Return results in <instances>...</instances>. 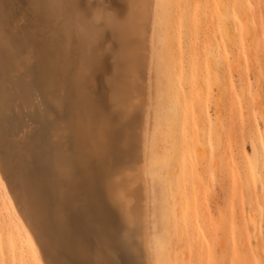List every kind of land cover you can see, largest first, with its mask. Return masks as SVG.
<instances>
[{
  "label": "rangeland",
  "instance_id": "obj_1",
  "mask_svg": "<svg viewBox=\"0 0 264 264\" xmlns=\"http://www.w3.org/2000/svg\"><path fill=\"white\" fill-rule=\"evenodd\" d=\"M199 1H202L199 12L203 25L191 37L185 35L182 25L177 29L171 28L180 68L177 74H170L166 96L171 101L169 104L176 107L175 111L158 113L154 72L151 74L153 87L150 98L153 104L148 108L147 129L150 139L157 140L159 154L163 155L161 165L164 172L163 176L147 174L145 177L148 233L151 246L153 243L152 247L157 248L151 257L161 251L160 254L165 253L164 264H264V0H255L256 3L247 0L251 9L250 25L236 12V32L242 49L241 75L228 65L229 81L224 92L229 103L223 120L219 118L215 100L217 87L207 75L206 64L207 56L216 62L220 60L218 11L212 0ZM52 2L59 9L57 16L43 21L40 0H0V25L3 24L0 35L5 36L8 43L6 48L0 45V88L8 101L7 108L0 109V171L6 178L9 191H14L12 195L18 198L16 204L26 220L28 216L18 197L19 188L14 176L15 171L19 172L21 162L10 148L11 142L25 139L32 148L30 155L26 156L29 168L37 176L50 178L56 171L55 158L69 156L68 146L56 143L53 135L70 124L65 104L77 96L92 114L96 115L97 109L101 108V99L89 84L90 79L73 75L74 39L68 42L71 53L61 63L63 75L59 90L50 92V99L43 97L37 66L40 44L44 42L52 46L54 41L62 40L64 20L74 23L72 12L67 18L65 16L71 0ZM250 35L255 37L253 52ZM222 37L224 44L228 45V38L224 34ZM52 47L57 49L54 45ZM256 57L260 61H254ZM199 80L203 86L199 85ZM259 85L261 89L258 90ZM243 88L246 90L244 95L241 92ZM135 108L131 110L132 114L130 112L132 121L128 124L132 136H136L140 125L139 109ZM1 120L5 121L4 124ZM102 133H106L105 128ZM19 146H23L22 143ZM105 146L106 157L113 166L117 163L116 158L112 157L106 142ZM137 149L135 143L130 144L131 153ZM62 185L63 189L66 188L67 182ZM0 210V264H42L36 253L27 249L20 231H16V235L21 242L10 234V227H14L16 221L1 184ZM72 210L66 206L67 212ZM120 213L118 237L125 240L128 250H137L139 261L142 259L139 264H145L141 253L144 244L140 243L143 242L140 225L135 222L126 225L128 221ZM76 220L70 218L67 224L62 225L53 214H47L43 223L45 235L35 233L43 259L48 264H82L74 253L75 246H72L73 238L78 235L92 249V264H113L114 261V264H120L116 257H106L103 253L109 248L102 247L101 243L105 244L97 228L82 217ZM129 226L131 229H127ZM69 242H73L71 247ZM166 243L168 250H163ZM98 247L104 248L100 256ZM26 249L28 252L24 251ZM155 259L151 258L152 264H158Z\"/></svg>",
  "mask_w": 264,
  "mask_h": 264
},
{
  "label": "bare ground",
  "instance_id": "obj_2",
  "mask_svg": "<svg viewBox=\"0 0 264 264\" xmlns=\"http://www.w3.org/2000/svg\"><path fill=\"white\" fill-rule=\"evenodd\" d=\"M212 1L218 11L221 51L220 60L217 62L207 56V75L217 87L215 100L219 107V118L223 120L224 111L229 103L224 92L229 81L226 72L228 65L231 66L232 71L241 75L242 49L236 32V12H239L250 25L251 9L247 6V0ZM253 2L256 3L255 0ZM40 3L43 21L49 20L52 16H57L59 9L54 7L52 0H40ZM201 4L202 1L198 2V0H71L69 6L66 7L67 14L65 16L67 18L72 12L74 23H69L67 19L64 20V38L60 41H54L53 44L57 49L44 42L40 44V61L37 66L38 80L43 97L50 99V92L59 90L63 75L61 63L71 53L68 42L74 39L73 75L88 77L91 81L89 84H92V88L98 92L101 99L99 100L101 101V108L97 109L96 115L81 104L77 96L65 104V114L68 115L70 124L64 130L54 132L53 135L56 143L61 146H68L69 156L55 158L56 171L50 178L46 179L45 175L37 176L29 168V161L26 156L30 155L32 148L25 143V139L11 142L10 148L21 162L19 172L15 171L14 176L19 188L18 197L26 210L28 220L23 217L24 213L22 214L18 209L16 204L18 198H14L15 194L12 195L14 191L12 193L9 191L6 178L4 179L5 176L3 177L0 171V184L5 190L16 221L14 227H10V234L21 242V238L16 235V231H20L27 249L35 252L42 264H48V261H45L41 255L35 233L45 235L43 223L47 214H53L56 221L62 225L67 224L70 218L76 220L78 217H82L87 223L93 224L97 228L105 244L103 245L102 242V247L106 246L107 249H110L103 252L101 249L104 248L98 247V254L103 252L106 257L107 255L116 257L120 264H139L142 259L139 261L137 250H128L129 247L127 248L125 245V240L123 241L118 237L120 232H118L117 225L120 218L119 211L122 212L120 214L126 219V222L128 221L126 225L133 222L140 225L143 232V242L140 243L144 244V250L141 252L144 263L152 264L151 258L156 257L155 260L158 264H164L165 253L160 254V251V253H154L156 256L151 257L157 248L156 246L152 247L153 243L151 246L147 226L146 203L148 194L145 195L147 190L145 177L147 174L159 176L164 174L161 165L163 155L159 154L157 140L150 139L147 129L150 112L148 108L153 104L150 98L153 87L151 74L154 72L155 107L158 113L175 111L176 107L169 104L171 101L166 96L170 87L168 84L170 82L169 76L173 73L177 74L180 68L177 55L174 52V49L177 48L175 42L172 41L171 28L177 29L182 25L185 35L191 37L203 25L199 12ZM223 34L228 38V45L224 44ZM4 37L0 35L2 47L8 44ZM254 40L255 37L250 35L252 52L255 50ZM256 60L260 61L259 57L258 59L256 57L254 61ZM25 83L26 80L23 81L24 86ZM198 83L203 86L201 80ZM259 89H261L260 85L258 86ZM241 92L243 95L246 94L244 88ZM245 101L248 100L245 98ZM7 104V98L0 88V109H6ZM134 107H137L140 113L138 116L140 125L137 128L136 136H132V129L128 126L129 122L132 121L130 112ZM103 128L106 129L105 134L102 133ZM105 139L106 141H104ZM105 142L109 145L112 157L116 158L117 163L113 166H110V161L106 157ZM20 143L23 146H19ZM133 143L138 146V149L131 153L129 148L130 144ZM174 159L175 156L173 155V164ZM258 163L257 157L254 167L256 171ZM64 181L67 182V185L63 189ZM66 206L71 207L72 212H67ZM1 209L4 207L2 206ZM130 226L127 229H131ZM67 229L69 228L67 227ZM136 232L138 231L136 230ZM69 234L71 233L68 232ZM151 237L153 236L151 235ZM70 240L72 241L71 237ZM73 240L74 245H72L73 242L71 244L69 242V246H75L76 252L74 253L79 257L81 263L92 264V249L78 235ZM98 244L100 246V242ZM138 245L139 242H137ZM167 245L166 243L163 250H168ZM27 249L24 251L28 252ZM95 259L98 257L96 256ZM98 261L96 262L98 263Z\"/></svg>",
  "mask_w": 264,
  "mask_h": 264
}]
</instances>
